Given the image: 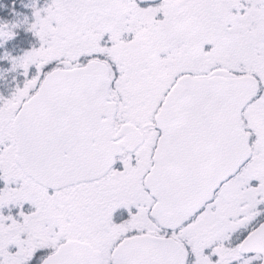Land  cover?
<instances>
[{
    "label": "flooded vegetation",
    "instance_id": "af4514ba",
    "mask_svg": "<svg viewBox=\"0 0 264 264\" xmlns=\"http://www.w3.org/2000/svg\"><path fill=\"white\" fill-rule=\"evenodd\" d=\"M17 1L2 0L1 16ZM58 1L64 2L63 13L78 22L74 30L83 32L86 51L70 63L51 64L54 68L90 60L106 64L109 101L114 104L106 151L114 154L110 166L104 159L98 177L45 189L51 200V252L67 240H78L98 251L102 264H113L122 242L151 234L174 238L192 253L186 233L216 205L231 222L251 220L231 242L241 255L260 258L258 253H241L240 247L264 224V0ZM184 74L253 75L260 90L243 111L251 157L199 213L170 229L151 214L155 200L146 177L160 135L157 114L169 89ZM7 122V116L0 120V133ZM13 165L21 170L15 161ZM3 243L0 240L1 249ZM30 258L34 260L27 264L41 262Z\"/></svg>",
    "mask_w": 264,
    "mask_h": 264
},
{
    "label": "water",
    "instance_id": "95a60500",
    "mask_svg": "<svg viewBox=\"0 0 264 264\" xmlns=\"http://www.w3.org/2000/svg\"><path fill=\"white\" fill-rule=\"evenodd\" d=\"M108 88V72L99 61L45 77L13 120L16 159L26 174L58 188L98 177L104 159L113 164L114 151H106L112 118L101 120L111 112ZM258 89L251 75H185L172 87L158 115L162 135L146 180L156 199L152 215L161 226L182 225L249 158L242 112ZM240 250L260 252L264 264V224ZM188 255L174 238L139 235L122 242L113 259L114 264H186ZM42 264H102V257L88 243L67 240Z\"/></svg>",
    "mask_w": 264,
    "mask_h": 264
},
{
    "label": "rangeland",
    "instance_id": "374dc122",
    "mask_svg": "<svg viewBox=\"0 0 264 264\" xmlns=\"http://www.w3.org/2000/svg\"><path fill=\"white\" fill-rule=\"evenodd\" d=\"M62 6L64 2L58 0H18L9 15L0 17V120L8 119L0 133V240L4 242L0 264L31 263L30 256L54 241L48 192L13 165L16 144L11 121L51 61L70 63L86 51L82 50L86 46L83 32L74 30L78 22L63 13ZM21 29L31 39L21 36ZM23 38L24 44H19ZM254 110L255 106L250 111ZM198 220L186 233L185 241L192 250L190 264L259 262L257 255H241L231 242L235 232L251 220L231 222L216 205Z\"/></svg>",
    "mask_w": 264,
    "mask_h": 264
},
{
    "label": "trees",
    "instance_id": "16d2710c",
    "mask_svg": "<svg viewBox=\"0 0 264 264\" xmlns=\"http://www.w3.org/2000/svg\"><path fill=\"white\" fill-rule=\"evenodd\" d=\"M12 1V0H11ZM1 2H2V0H0V7H1ZM1 10V9H0Z\"/></svg>",
    "mask_w": 264,
    "mask_h": 264
}]
</instances>
